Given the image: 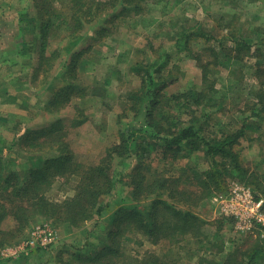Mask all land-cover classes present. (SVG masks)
Listing matches in <instances>:
<instances>
[{
    "label": "rangeland",
    "instance_id": "374dc122",
    "mask_svg": "<svg viewBox=\"0 0 264 264\" xmlns=\"http://www.w3.org/2000/svg\"><path fill=\"white\" fill-rule=\"evenodd\" d=\"M114 2L115 8L106 9L78 32L82 39L75 50L84 48L78 58L71 60L63 52L44 61L39 56L41 40L45 37L49 53L65 32L62 24L46 28L47 34L41 36L38 31L23 33L15 21L20 12L37 15L39 11L45 17L48 0L5 1L2 8L11 10L10 16L12 11L14 14L11 21L7 20L9 31H0V163H7L3 173L25 171L33 157L49 155L51 152H38L17 143L28 129L46 127L57 120L77 162L86 166L99 161L105 149L118 141L119 129L133 116L127 94L138 89L140 76L131 70L132 64L162 55L169 60L164 73L174 78L166 88L168 94L200 89L206 76L210 85L205 98L208 133L219 135L244 127V135L234 148L256 185L236 176H223L221 183L201 184L205 176L200 173L210 165L201 151L172 164L157 153L146 158L130 156L127 166L116 157L112 168L125 177L111 194L101 198L105 208L100 218L74 229L57 225L52 218H39L24 228L22 236L16 235L18 231L6 234L7 242L0 245V250L30 239L32 230L41 224L56 230L57 241L47 247H31L18 258L0 259V264H84L75 252L88 253L89 242L96 246L106 243L110 218L118 206L142 209L148 204L132 203L126 195L130 189L126 175L137 170L139 164L145 174L175 180L177 192H184L186 198L176 194L180 197L178 207L191 211L198 220L189 233L159 238L156 243L127 229L118 244L116 264H142L150 254L164 264H221L225 255L233 264L246 262L256 240L264 238V225L237 222L220 212L216 198L227 196L231 187L239 184L264 199V111L253 115L264 105V0H130L127 6L125 0ZM52 4L54 13H65L67 0H52ZM121 7L127 9L121 12ZM186 30L204 35L190 37L185 46L181 41L179 49L176 38ZM241 41L250 49L237 47ZM18 49L22 51L19 54ZM66 84L72 88L52 101L55 92ZM256 101L258 106L253 104ZM79 179L80 175L74 173L56 177L46 188V195L56 202L70 198ZM0 200L10 206L7 195L0 194ZM13 220L12 214L7 215L0 221V228L14 229ZM260 260L259 264H264V257Z\"/></svg>",
    "mask_w": 264,
    "mask_h": 264
},
{
    "label": "trees",
    "instance_id": "16d2710c",
    "mask_svg": "<svg viewBox=\"0 0 264 264\" xmlns=\"http://www.w3.org/2000/svg\"><path fill=\"white\" fill-rule=\"evenodd\" d=\"M125 2L127 6L130 0ZM116 6L117 2L114 0H88L87 4L83 0H67L65 13L56 14L52 11V0H48V13L45 17L39 11L37 15L20 12L16 17L20 25L19 30L33 34L38 31L41 36L44 35L43 32L47 34L46 28L54 26L57 22L59 25L62 24L60 27L65 32L58 37L56 46L49 48L48 53L44 37L41 40L39 56L46 61L48 57L51 59L66 52L72 60L84 52V48L75 50L82 39L78 36L82 26L103 14L106 9ZM134 7L136 9L137 6ZM126 9L121 7L120 11L124 12ZM53 16L55 22L52 24ZM203 35V32L186 30L179 34L175 44L182 49L181 41L184 40L185 46L190 37L197 38ZM248 45L241 41L237 47L250 49ZM17 52L19 54L22 51L18 49ZM165 54L167 55L166 52ZM168 61L165 56L160 55L153 60L145 58L143 64L141 61L132 64L131 70L140 76L138 89L127 94L130 101L128 110L133 112V116L119 129L118 141L108 146L104 156L96 163L84 166L76 161L71 145L64 140L65 134L59 120L46 127L30 128L20 137L18 145L25 143L38 152L51 153L46 156L37 155L32 158V164L25 171H12L7 175L2 171L7 163L3 161L0 163V194L7 195L10 203V206H6L0 200V221L12 214L15 225L14 229L10 228L8 231L0 228V245L7 242L4 237L6 234L18 231L20 233L16 235L22 236L25 234L24 228H29L39 218H52L55 224L66 225L72 229L81 227L87 220L95 221L100 218L105 208L101 198L111 194L125 177L112 168V160L116 157L122 158V163L127 166V159L130 156L144 155L146 158L157 153L161 159H166L172 164L187 154L201 151L203 156L210 160L209 168L200 173V176H205L200 180L201 184L207 186L211 182L218 183V180L220 182L223 176H236L250 185H256L234 148L244 135V127L221 132L219 135L208 133L206 129L209 114L205 110V98L210 85L206 76L203 77L200 89L168 94L166 88L174 83V78L164 73ZM71 88V84L59 88L51 98L52 101ZM257 95L258 93L253 98ZM259 100L263 101V97H259ZM253 104L258 106L259 102ZM196 109H200L199 112ZM263 111L264 105L261 104L255 112L253 111L254 113H251L255 115ZM141 170L139 164L137 170H132L126 175L128 176L126 181L130 186L126 195L132 203L149 201L148 204L142 209L136 205L118 206L110 218L112 226L106 232V243L96 246L89 242L91 250H88V253L75 252L76 256L83 259L84 264H116L118 244L124 239L127 229L144 235L150 243H156L159 238L183 236L194 230L198 218L191 211L178 207L180 197L178 198L176 194L179 193L183 200L185 195L184 192H177L175 180L157 174H145ZM65 173L80 175L75 192L72 197L63 201H52L46 195V188L52 183V179ZM263 257L264 238L261 242L256 240L246 262L240 261L237 264H259L258 260L261 259L262 262ZM141 263L164 264L153 254L144 257ZM221 264H233L232 258L225 255Z\"/></svg>",
    "mask_w": 264,
    "mask_h": 264
},
{
    "label": "built area",
    "instance_id": "2783aa9c",
    "mask_svg": "<svg viewBox=\"0 0 264 264\" xmlns=\"http://www.w3.org/2000/svg\"><path fill=\"white\" fill-rule=\"evenodd\" d=\"M216 200L220 212L231 215L237 222H254L264 225V199L256 196L250 187L235 184L227 196L216 198ZM57 239L56 230L48 224L35 226L30 239L18 245L2 248L0 259L18 258L27 254L31 247H47L55 243Z\"/></svg>",
    "mask_w": 264,
    "mask_h": 264
},
{
    "label": "crops",
    "instance_id": "0c3cea01",
    "mask_svg": "<svg viewBox=\"0 0 264 264\" xmlns=\"http://www.w3.org/2000/svg\"><path fill=\"white\" fill-rule=\"evenodd\" d=\"M5 1L7 0H0V31L1 32H8L9 31V26H10V22H8L7 20L12 19V16L14 14V12L12 11L10 14H12L11 16L8 14L11 10H6L3 9L2 7H5ZM17 16V14H16ZM17 19V17H16ZM15 23H17V20L15 21ZM2 34V33H0ZM4 57V56H3ZM5 62H8V59L5 60Z\"/></svg>",
    "mask_w": 264,
    "mask_h": 264
}]
</instances>
